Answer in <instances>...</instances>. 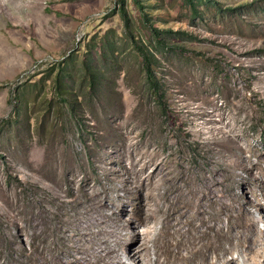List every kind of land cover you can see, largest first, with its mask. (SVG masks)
<instances>
[{
	"label": "rangeland",
	"instance_id": "374dc122",
	"mask_svg": "<svg viewBox=\"0 0 264 264\" xmlns=\"http://www.w3.org/2000/svg\"><path fill=\"white\" fill-rule=\"evenodd\" d=\"M214 1L0 0V264L260 262L264 0Z\"/></svg>",
	"mask_w": 264,
	"mask_h": 264
},
{
	"label": "trees",
	"instance_id": "16d2710c",
	"mask_svg": "<svg viewBox=\"0 0 264 264\" xmlns=\"http://www.w3.org/2000/svg\"><path fill=\"white\" fill-rule=\"evenodd\" d=\"M183 1L188 6H190L191 10L194 11V12L197 11V7L198 6H201L203 4H205V5H213V6L217 5V2L214 1V0H183ZM120 2L122 4V6L120 7V14L124 18V20L126 21V24H127L128 20H129V18H128V9L125 7V0H120ZM135 2H136V4L139 5V7L143 8V5L141 4V0H135ZM143 14H144L143 15L144 18L149 19V16L146 13H143ZM152 29H153V32H154L155 36H157L158 39H160L158 37L159 35H162L163 33L167 34V33L171 32V31H166V30H159V29H157L155 27H153ZM138 49H139V51H140V53L143 56L144 61H145V66H146L145 69H146V72H147V77H148V82H149V89H150L151 93H153V94L156 93L157 95L159 94V96H160L161 93H159L160 92V88L158 86V81L154 77V75L151 74L152 59L149 56V54L143 50V48L139 47ZM85 65L88 66L87 60H85ZM94 82L95 81H93V83Z\"/></svg>",
	"mask_w": 264,
	"mask_h": 264
},
{
	"label": "bare ground",
	"instance_id": "6f19581e",
	"mask_svg": "<svg viewBox=\"0 0 264 264\" xmlns=\"http://www.w3.org/2000/svg\"><path fill=\"white\" fill-rule=\"evenodd\" d=\"M243 234H246V233H242V235ZM252 234V233H251ZM253 241H252V238H250V241H249V243L247 244V246H246V248H247V250H249V251H251V253H252V255H253V257H256V258H258L259 260H260V262L258 263V264H264V243L262 244V248L261 249H259V250H257L256 249V246H254L253 245ZM202 246V247H201ZM201 248L200 249H198V251H197V253L198 254H200L201 256H202V258H201V260H199V262H197L196 264H210V262H211V253H210V250L213 248L212 247V245H210V244H205V245H203V244H201ZM216 248V247H215ZM131 251H132V249H129V251L126 253V257H131L132 255H133V253H131ZM212 251V250H211ZM231 250H225V251H223L222 250V252H223V254L222 253H220V254H218V252H217V250H215V251H213V252H215V262H217L218 260H220L221 258H223V257H225L226 256V254L227 253H229ZM192 253V252H191ZM194 253V252H193ZM146 257V256H145ZM144 259V258H143ZM146 259V258H145ZM145 261V260H144ZM232 261H234V258L233 259H231V261L230 262H232ZM145 263H147V262H145ZM243 263H245V261L243 262ZM112 264H126V262L124 261V259H123V257L121 256H119V257H117V259L115 260V261H113L112 262ZM148 264H149V261H148ZM155 264H161V262H160V258L159 257H157V259H156V262H155ZM192 264H194V263H192Z\"/></svg>",
	"mask_w": 264,
	"mask_h": 264
}]
</instances>
